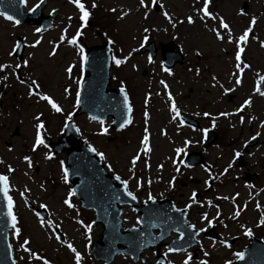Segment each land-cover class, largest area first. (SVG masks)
<instances>
[{
    "label": "rangeland",
    "instance_id": "obj_1",
    "mask_svg": "<svg viewBox=\"0 0 264 264\" xmlns=\"http://www.w3.org/2000/svg\"><path fill=\"white\" fill-rule=\"evenodd\" d=\"M36 1L27 0L24 9H31ZM47 1L43 12L57 9L58 18L53 28L40 33L34 31L36 26L13 24L0 16V63L14 64L28 59L29 66L22 67L20 73L27 81L36 79L42 86L41 93L52 97L62 109V112L56 113L46 102L39 101L36 96L29 97L26 84H20L11 71L6 69L7 79H3V81L7 82L9 86L4 87V96L2 97L4 105L3 109H0V160L4 161L3 164H0V172H5L8 164L16 169L10 174L11 184L16 189L11 195L15 201L18 226L22 230L21 240L12 239L10 234V242L13 245V254L17 264H26L27 254L18 250L19 242H22L23 237L30 238L31 249L49 259L51 264H74L73 254L65 246L57 243L55 238H50L53 229L40 227L34 208H39V204L44 203L47 205L48 213L44 218L45 223L51 219L54 225L60 226L55 231L61 234L65 244L71 242L81 253L82 264H101L90 255V244L92 240L99 237L101 227L96 224L95 229H91L88 233L90 240L85 238L84 226L89 225L93 214L81 209L73 195L68 197V191L72 190V187L68 180L67 183L64 182L60 168L61 162L65 163V155L52 154L48 148L43 146H39L35 152L31 150L36 122L33 117L39 114L40 119L44 122L45 128L42 135L57 137L66 118H69L67 114L71 113L76 105L74 87L82 73L77 49L74 46H69L66 42L59 43L62 29H68V36L75 34L79 23V14L68 0ZM83 1L87 7L91 8L92 0ZM95 3L97 7L94 8V21L86 31L87 34L81 35L82 42L78 43L80 46L82 44L89 46L112 39L115 42L111 44L113 56L121 59L128 57L120 67H117L112 61L110 67L111 85L116 87L120 86L121 82L124 83L125 89L131 96L134 112H132L133 121L125 131L111 130L109 128L110 120H104V126L108 129L107 134H100V124L97 120L80 115L74 118V124L81 138L97 151L104 153L103 161L106 169L119 175L122 179L129 180L128 190L133 192L140 201L146 200L149 193L154 198H160L165 193H170L181 206L185 205L184 202L188 200V195L191 192L197 190L204 193L205 183L202 184V182L209 178V175L198 167L188 171L178 167L182 155L185 151H189L187 150L189 148H185L179 156L175 154L174 149L183 147V141L188 139L190 141L188 147L203 152L216 176L215 183L207 193H204L205 196L209 199L224 196L229 199L232 196L236 197V200L231 203L224 199H217L221 200L218 206H213L214 202L210 204L206 199L202 204L193 206L190 220L197 226H201V223L197 224L196 222L201 217L199 212H203L207 213V219L211 218L210 220L214 222L217 218L215 215L217 208L230 214L231 210L242 209L244 203L247 210L241 211L242 221L240 223H246L252 231H257L261 236L264 235V225L257 226L259 221L251 212L250 205L248 206L251 194L240 181L235 182V177L241 171H238L240 169L237 168L234 160L236 152L241 149L242 143L249 134L251 132L259 133L257 124L264 121V101H261L260 106L256 109L252 107L253 105L246 106L244 114L220 115L224 112L232 113L244 99H247L250 89L253 88L255 91L257 88L252 86L253 83L260 86V90L263 89V81L259 80V76L264 75V48L260 46V42L264 41V0H210L208 10L217 17L225 19L231 27L234 37L239 36L255 17L256 23L247 42L242 45L244 48L242 61L248 62L251 68L245 69L241 74L242 83L239 86L235 84L234 79L230 78V74L235 71L233 67L235 45L227 43L226 32L222 31L225 39L217 41L214 35L204 28V22L197 18L195 10L202 6V0H198L195 7L193 6L194 0H157V9L151 0H145L146 5H150L146 8H140L138 0H95ZM160 4L164 5L163 9L160 8ZM110 8H115L116 11L111 12ZM121 11L128 13L124 19H118ZM161 11L168 12L173 18V22L176 20L185 22L177 24L176 28H173L160 14ZM145 12L148 13L146 19L144 18ZM188 15L194 17L195 22L192 25H188L186 22L185 18ZM69 17H71V22ZM207 23L210 26H216L218 21L208 20ZM144 28H148L149 31L145 33ZM145 35L148 36V40L143 45L151 40L158 49V53L151 59V63L147 52L138 53V48ZM18 37L22 38L25 45L33 43L36 39H40L41 43L36 48L25 46L23 57L18 60L14 55L12 57L7 55ZM169 41H173L179 46L184 57L183 63L175 64L172 75L162 71L161 65L163 64L159 53L160 45ZM57 43L59 46L56 53L50 57L48 53L52 50L53 44ZM130 52L131 56L128 55ZM197 52L200 55H196ZM29 53L33 55L29 57ZM69 65L73 66L70 75L65 72ZM132 65H136L135 70ZM197 69H199L198 75ZM213 76L216 77V82L212 81ZM161 80L165 81L170 91L174 89L177 92L182 103L181 106L192 112L193 116L202 124V128L214 127L218 135L214 145L203 148V138L199 131H193L188 127L180 130L177 123L175 127L168 124L173 119L168 110L167 98H164L165 94L162 95L164 88L159 83ZM214 83L215 86H213ZM66 87L69 89L68 94L64 93ZM226 88L234 90L225 93L224 89ZM189 90L192 91L190 95H188ZM146 94H150L147 104L145 103ZM145 111L149 113L147 121L144 117ZM205 112L210 115L205 117L203 115ZM241 116L244 118L243 123L240 122ZM249 117H253L251 132L248 130ZM213 121L215 126H213ZM145 127L149 131L151 151L141 153L134 168L135 175L129 179L132 176V173L129 172L131 167L129 161L131 156L140 150L139 141ZM162 129L166 135H161ZM260 133L262 135L259 136L264 139V125L260 127ZM49 153L53 158L45 160L44 156ZM25 155L31 159V168L22 160ZM173 159L177 160L176 165L172 163ZM247 159L250 171L263 172L264 177V144L259 142L255 144L250 149ZM145 160L149 165L147 168L144 167ZM229 163L232 167L228 169L227 173L220 176ZM158 165L163 167L158 169ZM177 167L179 172L176 171ZM185 173L201 179V185L192 184L186 180V185L180 186L179 181L183 179L182 175L185 176ZM173 177L176 179V184L173 182V187H169L168 181ZM136 179L141 180L139 189L135 187ZM148 181L151 183L149 184ZM260 185H264V179ZM25 186L30 189L25 194L26 198L34 208L25 206L24 200L19 196V192L23 191ZM258 197L262 200L264 215V188ZM65 198L70 200L72 208L63 204ZM137 217L138 215L129 208H125L122 214L125 225H137ZM213 217L216 218L213 219ZM227 221L229 222V220ZM204 226L209 227L207 222H204ZM223 229V226L218 227L223 235L227 233L230 235L235 230L238 233L241 230L236 225L226 227L225 232ZM199 241L200 243L194 247L199 250L195 259L192 250H187L192 254L190 264H199L201 259H207L208 264H223L226 259L232 260L230 257L232 253L227 252L228 249L220 241L207 237H203ZM214 241L215 244H213ZM85 245L88 246L85 247ZM201 247L209 253L208 257L203 256ZM161 250L165 252V248ZM21 256H24L25 260H21ZM142 258L154 260V249H146L140 256V259ZM166 258L180 264L183 254H166ZM140 259L135 264H141ZM33 264H38V262L34 261ZM112 264L134 263L127 255H119L114 258Z\"/></svg>",
    "mask_w": 264,
    "mask_h": 264
},
{
    "label": "snow or ice",
    "instance_id": "obj_2",
    "mask_svg": "<svg viewBox=\"0 0 264 264\" xmlns=\"http://www.w3.org/2000/svg\"><path fill=\"white\" fill-rule=\"evenodd\" d=\"M68 2L70 4H73L74 7L77 9L78 14H79V20L81 23H80V27L76 29L75 34L71 35V36L67 35V31H68L67 28L62 29L61 33H60V37H59V43H65L66 42L69 46H74L77 49V51L79 53L80 68H81V71H83L87 58L84 55L83 47H81L80 44L78 43V37H80L82 35L81 29L85 27L84 22L89 19L90 11H89L88 7L86 6V3L82 2V0H68ZM156 2H157V0H151V3H153V4ZM197 2H198V0H194V4H193L194 7H195V4ZM19 3L21 5H23L25 3V0H19ZM209 4H210V0H202V6L195 9L196 13H197V18L204 22V24H203L204 28L207 29L208 32L212 33L214 35V38L217 41H223L225 39V36L222 34V31H223V32H226L227 43L235 45L234 64H233L235 71L230 74V78L234 79L235 84L237 86H239L242 83L241 74L245 71V69L250 67L247 63H244L242 61V53L244 52V48L242 45L247 42V40L249 38V34L252 31V28L256 23L255 17L252 18V20L249 22L248 27L245 28L239 36L234 37L232 34L231 27L225 21V19L223 17H217L215 14H213L212 12H210L208 10ZM138 6L140 8H146V7H149L150 5H146L145 0H138ZM96 7H97V5L95 3V0H92L91 8L94 9ZM160 8L163 9L164 5L160 4ZM31 10L32 9H30V11ZM54 11H55V9H53V12ZM109 11L115 12L116 9L110 8ZM127 14L128 13L126 11H121L120 15L118 16V19H124V17ZM160 14L164 17V19L173 28H176L177 24H181V23L185 22L184 20H176L175 22H173V18L166 11H161ZM0 16H2L6 21L12 22L13 24H19L20 23V21L15 19L12 15H8L4 12H0ZM147 16H148V13L145 12L144 18L146 19ZM68 19L71 20V17H69ZM185 19H186V22L188 25H192L195 22L194 17L192 15H188ZM208 20L218 21V23L216 24V26H210L207 23ZM34 31L36 33H40L41 29L39 27H37ZM148 31H149L148 28H144L145 33H147ZM252 38L255 39V37H252ZM147 40H148V36L145 35L141 41V47H143V43ZM40 43H41V40L36 39L33 43L27 44L25 46L29 47V48H36ZM49 43H52V42L49 41ZM59 43L53 44L52 50L48 53V55L50 57L55 55L56 50L59 46ZM107 43L109 45H111V44H114L115 42L112 39H108ZM260 46L262 48H264V41L260 42ZM19 48H20V43L19 42L14 43L11 46L10 51L7 52V55L9 57H12L17 52V50ZM109 51H111V49ZM133 51H136V49H133ZM32 55H33L32 53H29V57H31ZM128 55L131 56V52ZM196 55H200V53L197 52ZM111 59L117 67H120V65H122L128 59V57L126 56V57H123L121 59V58H117L116 56H112ZM149 62L151 63V59H149ZM28 66H29V60L28 59H24L22 62H15L14 64H12V63H0V73H3L6 69H10L12 75L16 76V78L20 84H26V86L28 88L27 94L29 97L36 96L39 101L46 102V104L54 112H56V113L62 112L61 107L58 105L57 102L54 101V99L52 97H50L46 93H41L40 85L36 79H30L29 81L26 82L25 80L19 78V76L17 74V70L21 69L22 67L27 68ZM72 67H73L72 65H69L65 69V72H67L70 75L71 71H72ZM132 68H133V70H135L136 65H132ZM161 69H162V71H164L168 75H172V72L170 71L169 68L161 65ZM196 73H197V75L199 74V69L196 70ZM0 79H7V77L6 76H0ZM259 80L264 81V75L259 76ZM212 81L216 82L215 76L212 77ZM159 83L164 88V92H165V95H166L167 101H168V110L170 111V113H172L171 118L173 120H176L179 118L181 113L176 106L175 100H174L171 92L168 89V85L165 83L164 80H161ZM80 84H81V81H77V85H78L77 91H76V96H77L76 103L77 104L79 103V97H80V88H79ZM213 86H215V83L213 84ZM221 88H223V85H221ZM233 90L234 89H232V88H226V89H224V92L228 93V92H231ZM255 91L258 92V94L261 97H264V91H260L259 88H256ZM68 92H69V89L67 87L64 88V93L67 94ZM120 93L124 97L123 107L125 109V118L123 120V123L120 124V128L123 129L126 125L131 123V117L128 114L132 112V108L129 104L128 96L125 94V86H124L123 82H121V85H120ZM149 95L150 94L145 95V103L146 104L148 102ZM157 95H159V93H157ZM250 104H251V98L249 97L247 99H244L243 102L237 108H235L232 113L224 112V113H220V115L221 116L235 115L236 113L242 112L245 109V107L250 106ZM67 115L70 118L72 114L68 113ZM203 115L205 117H208L210 114L208 112H205V113H203ZM148 116H149V113L147 111H145L144 117H145L146 121L148 119ZM33 119L36 122L34 124V137H33V142L31 145V150L33 152H35L39 146H43V147L47 148V144H45V141H44L43 135H42L43 130L45 128L44 122L40 119L39 114L34 116ZM90 119L91 120H98V122L100 124V134H107L108 129L104 126V123H105L104 120L99 119L96 116H91ZM251 119H253V117H249L250 121H251ZM243 121H244V118H243V116H241L240 122L243 123ZM183 125H184V121L180 120L178 127L183 126ZM261 125H264V121H261ZM213 126H215L214 121H213ZM200 131L203 133H207L208 129L204 128V129H201ZM161 135H166V133L163 129L161 130ZM257 135H259V134L257 133ZM189 143H190V141L185 139L183 141V147H176L174 149L175 154L177 156L182 154L184 152L185 148L188 147ZM139 145H140V150L137 153L133 154L131 156L130 161H129V163L131 165V167L129 168V172L132 173V176H130L129 179H132L135 175L134 168L136 166L137 160H139L141 157V153H149L151 151V148L149 146V131H148L147 127H145V129H144V133H143L142 138L139 141ZM9 151H11V149H9ZM88 151L95 153V155L98 156L101 160H103L105 158L104 153L97 151L91 145H88ZM235 155L239 156L240 153H236ZM52 158L53 157L50 153L46 154L44 156L45 160H50ZM22 160L27 163V166L29 168L32 167V162H31V159L29 156H27V155L23 156ZM3 163H4V161L0 160V164H3ZM172 163L174 165H176L178 162L176 159H173ZM179 163L183 164L184 161L180 160ZM148 166H149L148 162H147V160H145L144 167L147 168ZM185 166L188 167V165H185ZM157 167L159 169L163 166L158 165ZM231 167H232V165H231V163H229L228 166L220 173V176H223L225 173H227L228 169ZM60 168H61V172L63 173L64 182L67 183L68 173H67V170L64 168L63 162H61ZM15 171H16V169H14L11 164H8L6 166V171L0 172V201H2V204H3L2 210H0V216H3L5 218V221H4L5 225L7 226V228L11 229L12 239L20 241L21 237H22V230L18 226V219H17V215L15 214V201H14L13 196L11 195V193L13 191H15L16 189L11 184V175L10 174H12ZM176 171L179 172L178 167H177ZM205 171H209V169H205ZM25 175H27V173H25ZM113 178L115 180L119 181V183L123 186L125 196L129 197L132 200H135L137 198L133 194V192L128 191L129 180L121 179V177L119 175H114ZM209 178L210 179L212 178L211 173H209ZM174 180H175V177H173L171 180L168 181L169 187H173ZM148 183L150 184L151 181H148ZM204 183H205V186H207L208 180H205ZM135 187L137 189H139L141 187V180L140 179L135 180ZM41 188H43V185H41ZM29 191H30V189L27 186H25L23 188V191L19 192V196L22 200H24L25 206H28V204H29V201L27 200L26 195H25ZM72 195H74V191L70 189L68 191V197H71ZM195 196H196V194L193 193L192 196L189 197L190 203L185 205L186 209L191 207V204L197 202L195 199ZM147 199L153 200L154 197L152 196L151 193H149L147 196ZM217 199L228 200L229 197H227V196L217 197ZM231 199L234 201L235 196L232 197ZM209 203H211V202L209 201ZM63 204L66 205L68 208L73 207V205L70 203V200L68 198H65L63 200ZM39 208L47 210V205L44 203H41V204H39ZM257 208H259V205H257ZM242 210L243 209L234 211L232 216H231V219L236 220L241 215ZM176 211H180V210L177 209ZM35 215H36V217L40 223L41 228L53 229L50 238H55L57 243L65 246L68 249V251L73 254L74 264H82L81 253L79 251H77V249L73 246V244L71 242H68L65 244L61 235L58 234L57 231H55V229H58L60 226L54 225L53 221L51 219H48L45 223L44 218L41 216V214L38 210L35 211ZM219 216H220V211H219V208H217L216 217H219ZM216 217H213V219H215ZM200 218L202 221H206L209 226H211L213 223V220L207 219V213H202ZM76 222L81 223L80 221H76ZM136 223L137 224L140 223L139 219H137ZM221 223H223V221H221ZM261 225H264V215L261 216L257 226H261ZM84 227H85V233H84L85 238L90 240V236L88 235V233L90 232L92 225L89 224V225H86ZM225 227H226V225H225ZM240 227H241V229H243V234L245 236H252L253 233H252L251 229L246 228L243 224H241ZM187 228L195 230L196 235H199L200 232L205 231L204 228L196 229L195 225H193V224H188ZM171 230L178 233L177 238H176L177 240L183 239L184 230L182 228L174 227ZM191 238L194 239L197 244L200 243L199 240L195 239V236H192ZM4 239L5 240L8 239L7 235L4 236ZM220 243L226 248L230 247L228 245V243L224 240H221ZM213 244H215V241L213 242ZM30 245H31V240L28 237H23L22 242H19V245H18V250L27 254L26 264H33L34 261L38 262V264H51L49 259L45 258L38 251L32 250ZM87 246L88 245H85V247H87ZM7 248H8V259L11 260V264H16V260L12 258L13 245L11 243H9L7 245ZM201 251L203 252L204 257L209 256V253L207 251H204L202 247H201ZM166 252L167 253H182L183 259L181 260L180 264H190V262L192 260V254L190 252H188L187 249H185L184 247L176 246L175 243H173L172 246H167ZM232 255L237 260H243L244 256H245V254L243 252H240V251L233 252ZM20 259L25 260V257L21 256ZM157 264H173V262L171 260H168L166 262L165 261H158ZM199 264H208V261H207V259H201L199 261ZM223 264H233V262H232V260L226 259V260H224Z\"/></svg>",
    "mask_w": 264,
    "mask_h": 264
},
{
    "label": "water",
    "instance_id": "obj_3",
    "mask_svg": "<svg viewBox=\"0 0 264 264\" xmlns=\"http://www.w3.org/2000/svg\"><path fill=\"white\" fill-rule=\"evenodd\" d=\"M12 7L17 13L16 18L19 19L18 16L21 13V4L19 0H9L7 3H2L0 1V11H4L8 14L7 12ZM53 17L54 14L50 16V20ZM22 20L41 24L47 19L37 20L32 16L23 15ZM43 26L47 25L43 23ZM149 48H151V54L153 55L154 49L152 43ZM21 49L22 47L19 48V52ZM109 49L108 43L89 48L86 64L87 75L85 76L81 89L80 102L76 114L85 111L92 116L103 119L108 113H111L119 126L123 123L125 118V109L123 107L124 97L121 95L120 90L116 92L113 89H107V85L109 84ZM168 51L173 53L174 48L168 47L164 49V53ZM68 136H72L73 139H68ZM78 140L77 131L69 124V127L59 138L57 143L59 148L55 147L54 151H66L67 173L74 184L78 197L86 206L94 207L97 211L98 219L105 224V231L101 236L102 240L96 243L94 252L96 256L105 257L107 264L112 257L119 252H135L131 254L136 258L138 252L141 251L143 247L153 242L152 236H150V228L148 229L145 223V210L143 207L138 208L129 197L124 195L123 186L120 183V186L117 185V180L104 172L103 164L100 161L101 159L92 152H89L88 147H86L83 141L79 143ZM126 202H132L133 206L137 207L142 212L140 222L142 225L144 223V225L142 228L135 230L126 229L125 232L119 234L117 233L119 227L117 216L120 213V209L117 210L115 205L116 203L123 204ZM2 207L3 204L2 201H0V210H2ZM4 221L5 218L0 216V264H11V260L8 259V242L4 239L9 228H7ZM109 229H114L117 232H115L114 236L108 237L109 242L106 244V251L103 252L101 247L105 243L106 233ZM147 231L149 239L146 237ZM139 238H143V240L135 242ZM118 244L124 245L125 248L118 249ZM109 250L111 251L109 252ZM250 252L251 249L249 247L244 252V259L234 264H244V261H247L248 257L249 259L246 264H264V261L261 263L258 262L257 257L249 256ZM106 253L108 254L107 256Z\"/></svg>",
    "mask_w": 264,
    "mask_h": 264
},
{
    "label": "bare ground",
    "instance_id": "obj_4",
    "mask_svg": "<svg viewBox=\"0 0 264 264\" xmlns=\"http://www.w3.org/2000/svg\"><path fill=\"white\" fill-rule=\"evenodd\" d=\"M254 101H257V102L260 101V95H259V94H256V95L254 96Z\"/></svg>",
    "mask_w": 264,
    "mask_h": 264
}]
</instances>
